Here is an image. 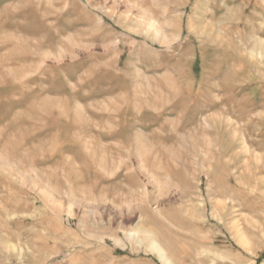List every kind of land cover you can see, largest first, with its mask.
I'll return each instance as SVG.
<instances>
[{"label":"rangeland","instance_id":"374dc122","mask_svg":"<svg viewBox=\"0 0 264 264\" xmlns=\"http://www.w3.org/2000/svg\"><path fill=\"white\" fill-rule=\"evenodd\" d=\"M0 264H264V0H0Z\"/></svg>","mask_w":264,"mask_h":264},{"label":"bare ground","instance_id":"6f19581e","mask_svg":"<svg viewBox=\"0 0 264 264\" xmlns=\"http://www.w3.org/2000/svg\"><path fill=\"white\" fill-rule=\"evenodd\" d=\"M114 2V1H113ZM230 45V44H229ZM12 173V172H11Z\"/></svg>","mask_w":264,"mask_h":264}]
</instances>
